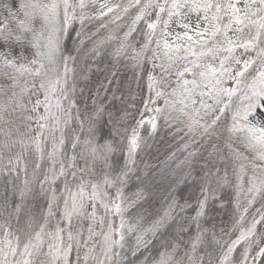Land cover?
<instances>
[{
  "label": "snow or ice",
  "instance_id": "snow-or-ice-1",
  "mask_svg": "<svg viewBox=\"0 0 264 264\" xmlns=\"http://www.w3.org/2000/svg\"><path fill=\"white\" fill-rule=\"evenodd\" d=\"M130 9H135L136 14L110 55L117 60L128 57L134 61V67L141 69L148 62L152 68L147 75L149 95L143 101V111L149 115L145 117L142 111L137 127L131 130L126 164L132 162L131 158L143 141L139 129L148 124L151 135L161 118L166 124L175 126L177 133L183 132L188 137L183 145L185 151L205 137L208 142L215 138L228 148V155L224 156L217 144H211L209 156L213 159L211 163L206 160L202 166L207 169L201 177L205 182L201 186L204 198L198 201L196 215L190 218L196 225V235L189 238L182 255V238L162 240V250L153 264H185V261L204 264V256H198L197 251L204 244L203 234L208 231L200 225V218L207 209V192L213 179L217 183H228L227 171L221 176L220 169L215 168L217 157L234 165L238 162V167L233 169L238 197L245 191L246 183L249 206L257 197L264 198V0H130L125 5L109 0H0V81L4 82L0 83V176L14 174L18 178L21 172L25 175L19 189L20 202L6 200L0 206L3 217L0 220V264H70L69 256L74 248L76 264H79L81 246L87 249L83 256L85 264L90 259L97 264H111L114 256L117 264H122L123 257L115 249H123L125 232L138 233L137 247L147 246L151 241L145 240L146 235L163 236L177 206L181 211L190 207L187 201L179 205V198L173 196L162 214L149 227L143 228V217H138L135 223L125 220L122 189L117 188L111 206L103 200L101 203L106 212L113 211L120 217L119 225L114 227L109 220L107 231H104V218L100 217L101 231L96 232L93 227L97 220L95 201L101 197V185L85 179V175L94 171L98 161L111 168L109 156L115 149L111 140L105 139L103 144L98 142L103 138V105H96L91 116L85 114V118L80 119L75 99L76 70L71 66L76 63L77 56L64 55L61 42L72 40L77 54L85 52L86 42L91 43L85 55L99 57L108 41L116 38L111 35L98 38L100 30L107 27L106 23H100L92 33L85 32L86 24L108 17H111L110 23H116ZM193 15L195 23L190 19ZM77 22L79 29L74 27ZM141 23L146 28L142 31L144 42L136 48L129 43V37ZM173 24L183 31H175ZM161 99L162 106L157 103ZM74 109L80 131L86 132L83 140L77 135L72 144L73 150L83 145L80 155L84 167L78 169L80 183L73 189L66 182L59 197L52 188L56 203L49 201L47 212L41 211L37 218L27 204L32 189L27 179L26 153L35 152L38 161L45 156L51 161L52 167L38 181L41 191L47 193L46 185L54 184L67 175V169L75 168V155L69 158L67 165L59 161L65 144L64 128L72 119ZM106 115L107 123L113 126L109 135H115L121 129L115 127L117 121L112 112ZM127 115L123 113L120 119ZM58 131L61 133L59 139ZM33 132L35 135H31ZM234 139L253 154L251 159L235 146ZM49 140L50 150L47 148ZM198 154L194 149L177 164L180 171L172 185L174 190L192 177L194 158ZM184 166L187 171L183 170ZM40 167L39 162L34 164L33 177ZM71 174L76 177L75 171ZM127 175L126 171L118 175L106 173L103 185L115 187L118 181L126 180ZM13 187L15 190V185ZM90 201L93 202L92 212L88 213ZM240 207L237 200V208ZM54 208L60 210V221L50 231L49 220L55 215ZM247 212L248 208L244 207L233 225V229L239 227V235L234 240L221 245L213 233L214 242L222 250L218 264H233V254L241 245L239 264H264V232L257 233V225H264V205L244 227ZM85 217L91 221L87 237L83 228L76 230L73 225L74 219ZM61 224L66 226L61 227ZM95 236L102 237L103 259L93 255L95 243L89 247V241ZM206 254L208 264H213L211 253Z\"/></svg>",
  "mask_w": 264,
  "mask_h": 264
},
{
  "label": "trees",
  "instance_id": "trees-1",
  "mask_svg": "<svg viewBox=\"0 0 264 264\" xmlns=\"http://www.w3.org/2000/svg\"><path fill=\"white\" fill-rule=\"evenodd\" d=\"M136 14L135 9H131V15L134 17ZM74 27L79 29L80 25L77 22ZM99 28L96 21L86 24L85 32L92 33ZM137 31L133 32L129 37V43L139 48L144 42L142 36V31H146L143 23L137 25ZM72 36H75V31L72 32ZM109 36L103 29L99 32L98 38H103ZM111 41H108L106 46L101 49V56L92 58L89 55H85L87 49L91 48V43L86 42L84 45L85 52L77 54L73 46V42L70 39H64L61 42L64 55H74L77 56L76 63L71 65L75 68V82L77 85V91L75 99L80 95L79 93V82L82 76L85 75L93 66L106 64L112 61L116 62H126L133 61L128 57H120L118 60L110 55L112 49L118 45V37H115ZM129 55L131 51L129 50ZM130 89L135 92V102H124L121 104L123 109L117 114V122L115 127L121 129L115 133V135H109L110 129L113 127L107 123L108 117L105 113L103 117L104 123L101 126L102 139L99 142H103L105 139L111 140L113 142V148L115 151L109 156V168L108 174L118 175L121 172H128L127 178L121 181L124 184L123 193L128 195L129 200L125 204V211L123 213L124 218L127 222L135 223L138 217H143L142 226L146 228L149 222L152 220L156 212L158 211L160 205L163 203L166 196L173 192L181 200H200L203 198L204 194L201 192V186L204 185V181L201 179L204 171L203 163L196 161L194 167L195 171L192 177L188 178L183 184L179 185L175 190L172 185L176 181L177 175H179V169H177V164L188 155V150H184L183 145L174 148L168 154L163 157L156 159L154 161L146 162L149 154L154 151L157 143L160 141L161 135H163V130L166 128V123L163 118L158 120L157 130L149 135L151 128L150 125L145 124L143 128H140V134L143 137V141L137 148L135 154L133 155L132 162L126 164L128 148H129V136L131 135V130L134 128L136 119L141 111V106L143 105L144 97H148V87L147 81L145 79H137L131 82ZM158 105H163V100L157 102ZM116 98H110L104 105V110L118 109ZM127 113V117L121 120L123 113ZM127 129V131H122ZM65 144L63 147V155L59 157V161H63L67 154L70 153L71 147L67 140L66 130L64 128L63 132ZM47 148L50 150L51 141H48ZM174 154V155H173ZM28 165V176L27 179L30 181V187L32 189L31 193L27 198V204L31 208L32 213L39 218L41 211L47 212L48 202L50 201V196L52 195L51 189L55 188L56 194L59 196L62 193L65 183L67 182L69 186L73 189L76 185L74 183L77 177L71 178V181L67 180V175L56 180L54 184L46 185L48 189L47 193L41 191V186L39 180H42L44 174L50 169L51 161L45 156V159L38 161L35 152L26 153L25 156ZM145 159V161H144ZM36 162H39L41 167L37 169L36 177L32 176L33 166ZM184 171H187V166H184ZM71 172L75 171L76 175L78 172L75 168L70 169ZM25 180V175L23 172L20 173L17 178L13 175H3L0 176V206L7 200L10 203H19V189L22 187ZM13 185H15V190ZM208 204L206 213L200 218L201 228H209L219 230L225 236L230 239H234L239 235V227L233 229V225L236 224L237 220L243 208H237V201L234 195V190L229 186H221L213 197L208 196ZM190 207L184 209V211H178L173 215V219L169 221L167 230L164 232L163 236L153 235L149 238L147 246L141 245L137 247V235L135 232H125V239L123 241V249L117 247L116 252H120L123 261L122 264H135V263H147L152 262L159 255L161 249V241L168 239L169 241L174 239L182 238V241L188 236L189 230L193 228L196 229V225L191 221V217L196 215L197 208L199 207L198 202H192L189 204ZM55 215L49 220V230H54L57 226V222L60 221V210L56 208L53 209ZM256 210L248 208V212L245 214L244 227H247L252 220L253 215ZM3 217L0 216V220ZM43 223V220L40 221ZM15 224V221H13ZM61 227L66 226L61 224ZM186 229V230H182ZM264 232V225H257V233ZM221 242V241H220ZM227 242V241H226ZM225 242H221V245ZM170 245V244H169ZM135 251V255H133ZM243 251V245L238 246L233 254L232 260L233 264H239L240 253ZM206 253H211V259L213 264H218V259L222 254L221 246L217 245L211 240L204 241V244L198 248L197 255L204 256V264H208L209 256ZM74 250L70 254L69 258H72ZM117 259V257H116ZM90 264V262H88ZM117 264V260H116Z\"/></svg>",
  "mask_w": 264,
  "mask_h": 264
},
{
  "label": "rangeland",
  "instance_id": "rangeland-1",
  "mask_svg": "<svg viewBox=\"0 0 264 264\" xmlns=\"http://www.w3.org/2000/svg\"><path fill=\"white\" fill-rule=\"evenodd\" d=\"M110 3H119L121 5L128 4L130 0H109ZM91 11V9H90ZM132 15H131V9L129 10V13L125 15L120 21H117L116 23H110L109 21L111 20V17H108L104 20L101 21H96L97 24L99 25L100 23H106L107 27L104 28L103 30L108 34L113 37H118L121 38L123 37V34L128 31V25L131 24L132 20ZM154 18V17H153ZM191 21L195 23L196 17L193 15L191 18ZM172 28L175 31H183L181 28H177L175 24L172 25ZM148 55H151V53H148ZM152 65L148 62H145L143 64V69L139 67H134V61H126V62H109L106 64H100V65H95L93 66L89 71L85 73L84 76L81 77L80 82H79V97L76 99L77 107L80 109V119L85 118V114L88 116H91L92 113L95 111L96 105H105V103L110 99V98H116L117 100V106L119 105L118 109H109V110H104L105 113L112 112L114 121H117V114L120 112L123 107L121 104L124 102H135L134 97L135 92L130 89V84L133 81H136L137 79H145L147 81V75L148 72L151 70ZM115 73V75H113ZM111 81V83H109ZM0 83H4L3 81H0ZM38 83V81H37ZM229 86H231V82H229ZM41 98H43V93L40 94ZM35 99V97H33ZM146 97H144V100ZM95 101V104H94ZM144 109V105L141 106V111L139 113V116L136 119V123L134 125V128L137 127V121L141 118V112ZM41 112H43V108L40 109ZM143 114L145 117L149 115L148 112L143 111ZM76 117V111L75 109L72 112V119L69 121L68 125L65 127L66 130V135H67V140L69 142V145L71 147V151L69 154H67L66 158L64 159L65 165L69 162V158L72 157L73 155L76 156L75 160V169L78 172V175H76L77 180L74 183V185H77L80 183V176L81 173L78 171V169L84 167V160L81 158V152L83 151V145H77V147L73 150L72 144L77 135L80 136V139L83 140L85 138L86 132L82 133L80 131V124L79 121L75 118ZM116 124V123H115ZM87 122L85 123V128H87ZM23 131V129H22ZM163 135L160 137V141L157 143L156 148L154 151H152L149 156L146 159V162L154 161L156 159H159L163 157L164 155L168 154L170 151H172L174 148L178 146H182L185 143L188 142V137L184 135L183 132L177 133L175 130V126H170L166 125V128L163 130ZM31 135H35V133H31ZM57 138L61 136V133L58 131L56 133ZM183 137V139H181ZM99 142V141H98ZM100 144H103V142H99ZM211 144H217L219 148L222 149L224 156L228 155V148L224 146L222 142H218L215 138H213L210 142H208V138H202L198 139L197 142L191 147H189L188 152L195 150L199 151V154L194 158L197 161L201 163H205L207 160L209 163H211L213 157L209 156V153L212 151L211 149ZM234 144L235 146L239 147L241 152H244L245 155L251 159L252 153L246 151L240 144L239 140L234 139ZM60 160V159H59ZM145 161V159H144ZM89 163H91V157H89ZM60 163L59 161L56 164L57 170L59 169ZM52 167V163L50 165V168ZM234 167H238V162L237 164H233L232 162H225L218 157L216 158V163H215V168L220 169V175L224 176L225 170L227 171V180L228 183H223L222 181L217 183L215 179H213L211 185H210V190L207 192V195L210 197H213L217 190L221 186H229L234 190V195L236 198V201L239 200L240 206L242 208L247 207V208H252L254 210H257L258 208H261L262 205H264V198L257 197L256 201L249 206L247 204V194H246V188L247 184H244V189L245 191L240 192L239 197L237 196V181L235 178V175L233 174V169ZM215 168L212 170L215 171ZM109 172V167H105L103 161H98L94 165V171L89 173L88 175H85V179L92 180L93 182H97L98 184L101 185L100 191H101V197L100 199L95 201L96 204V223L93 225L94 230L96 232L101 231V224H100V217L104 218V225H103V230L107 231V225L109 220L112 222L113 226L116 227L119 225L120 222V217L116 215L113 211H105V208L103 207V204L101 203V200L104 202L108 203L110 206L113 203V200L116 198L117 195V188L122 189V196H123V206L125 208L126 202L129 200L128 195H125L123 193V188L124 184L121 181H118L115 187H107L103 185V177L106 173ZM72 172L70 169H67V180L71 181V178L73 177ZM50 174V173H49ZM248 174H251V170L249 167ZM75 189V188H74ZM88 191L90 192L91 189L89 187ZM58 192V191H56ZM106 193V195H104ZM57 197H59L58 194H56ZM176 196L173 192H170L166 198L164 199L163 203L160 205L158 211L152 218V220L149 222L147 227L151 224L153 220H155L160 214H162L163 210L167 207V205L170 203L172 200V197ZM204 198V196H203ZM201 198V199H203ZM200 199V200H201ZM50 201L53 203H56L55 200H53L52 195L50 196ZM185 201L188 202V204L192 202H198L199 200H178L179 205H183ZM92 203L89 202L87 204V212L91 213L92 212ZM62 201L60 202V208L62 210ZM180 211V208L177 206L173 212L172 215ZM91 221L88 218H80V219H74L73 220V225L76 230H79L80 228H83L84 230V236L87 237V228ZM146 227V228H147ZM202 229H207L208 231L203 234V240H213V233L215 234L216 239L220 240L221 242H230L231 240L228 236H225L222 234L221 231L215 230V229H209V228H202ZM196 235V229L193 230L190 229L188 236L186 239L183 241L180 249V254H183V251L188 247L187 242L189 241V238L192 236ZM152 236L151 233H148L145 237V240H149V238ZM118 238V237H117ZM95 243L96 248L95 252L93 255H95L98 259H103L102 255V237L100 236H95L91 241H89V247L92 246V244ZM170 247V245H169ZM87 249H85L83 246H81L80 249V262L79 264H85V261L83 259L84 253ZM117 248L115 249V251ZM76 258L77 254L74 248V254L72 258H69L70 264H76ZM158 258V257H157ZM156 258V259H157ZM116 257L114 256L111 264H116ZM88 262L90 264H97L96 260L90 259ZM135 264H145V263H135ZM147 264H153V261ZM185 264H188L187 261H185Z\"/></svg>",
  "mask_w": 264,
  "mask_h": 264
}]
</instances>
